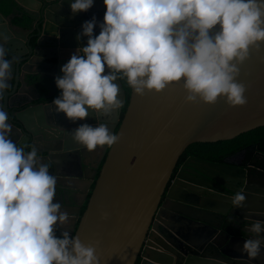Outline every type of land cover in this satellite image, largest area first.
<instances>
[{"label":"water","instance_id":"1","mask_svg":"<svg viewBox=\"0 0 264 264\" xmlns=\"http://www.w3.org/2000/svg\"><path fill=\"white\" fill-rule=\"evenodd\" d=\"M69 3L0 0V36L8 37L5 59L12 61L10 86L0 101L12 125L10 139L34 146L50 164L56 200L77 198L69 233L94 246L99 264H264V248L253 260L240 251L254 235L247 228L264 221V145L240 150H254L244 164L232 163L230 156L221 162L181 157L194 142L227 140L264 126V44L250 49L238 66L244 105L229 106L223 98L186 103L179 82L143 96L129 87L122 117L123 107L100 118L118 141L92 157L70 130L95 125L96 118L89 113L73 122L52 110L59 95L53 77L85 45L86 37L76 40L82 22L93 15L102 20L105 9L94 0L86 12L73 14ZM118 82L124 106L125 89ZM238 191L246 198L235 208L230 197Z\"/></svg>","mask_w":264,"mask_h":264},{"label":"clouds","instance_id":"2","mask_svg":"<svg viewBox=\"0 0 264 264\" xmlns=\"http://www.w3.org/2000/svg\"><path fill=\"white\" fill-rule=\"evenodd\" d=\"M102 20L93 15L76 34L78 46L60 67L54 83L55 112L70 121L87 122L70 130L72 140L88 152L112 147L119 135L106 121L123 107L121 85L132 92H160L181 83L185 102L229 106L247 102L237 81L239 65L250 49L264 44V0H101ZM94 0H70L71 13L86 12ZM94 26L99 28L94 34ZM59 36V33H55ZM0 101L9 88L12 61L5 59L7 36H0ZM12 125L0 104V264H99L95 248L69 233L72 214L56 200L57 176L34 146L10 139ZM30 148V150H25ZM242 191L230 197L243 206ZM59 229V234H57ZM254 234L240 251L253 260L264 248V221L247 228Z\"/></svg>","mask_w":264,"mask_h":264},{"label":"trees","instance_id":"3","mask_svg":"<svg viewBox=\"0 0 264 264\" xmlns=\"http://www.w3.org/2000/svg\"><path fill=\"white\" fill-rule=\"evenodd\" d=\"M6 12L8 13V11ZM120 81L125 89V101L121 112L122 117L128 102L129 86L125 80L121 79ZM256 144H259L260 146L264 145V126L251 129L227 140L216 142H194L187 146L185 155L189 154L205 160L221 162L224 158Z\"/></svg>","mask_w":264,"mask_h":264},{"label":"crops","instance_id":"4","mask_svg":"<svg viewBox=\"0 0 264 264\" xmlns=\"http://www.w3.org/2000/svg\"><path fill=\"white\" fill-rule=\"evenodd\" d=\"M99 14H101V12H99ZM251 151H252L251 148L247 149L246 151L245 150L244 151H240L239 153L230 156L229 157V161H231L232 163L243 164L246 160H248L250 158ZM91 154H92V157L95 156V155H98V154H100V150L93 151V152H91ZM86 162H87V160H86ZM253 173H255L256 175H260L259 171H253ZM81 182L82 181H72V183L76 187H80L81 184H82ZM76 200H77V198L75 196H72L69 199V202L65 203L66 207H63L62 210H65V211H68V212L71 213V211H72L71 205L76 203ZM70 225H71V221L67 225V228H69Z\"/></svg>","mask_w":264,"mask_h":264},{"label":"flooded vegetation","instance_id":"5","mask_svg":"<svg viewBox=\"0 0 264 264\" xmlns=\"http://www.w3.org/2000/svg\"><path fill=\"white\" fill-rule=\"evenodd\" d=\"M251 150H252V149H251ZM253 152H254V150L251 151L250 158H252V154H253ZM188 155H189V154H186V155H185V152H184V154H183L181 157L183 158V157L188 156ZM250 158H249V159H250ZM245 162H246V161H245ZM245 162H244V163H245ZM244 163H243V164H244ZM61 204H62V203H61ZM63 207H66V205H65V204H62V208H63ZM83 208H84V207L81 208L80 213L83 211ZM69 228H70V226H69ZM69 228H68V229H69Z\"/></svg>","mask_w":264,"mask_h":264}]
</instances>
